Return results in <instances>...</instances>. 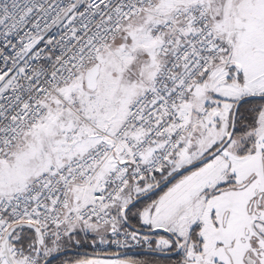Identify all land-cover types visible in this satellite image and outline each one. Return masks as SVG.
Segmentation results:
<instances>
[{
  "label": "snow or ice",
  "instance_id": "snow-or-ice-1",
  "mask_svg": "<svg viewBox=\"0 0 264 264\" xmlns=\"http://www.w3.org/2000/svg\"><path fill=\"white\" fill-rule=\"evenodd\" d=\"M0 264H264V0H0Z\"/></svg>",
  "mask_w": 264,
  "mask_h": 264
}]
</instances>
